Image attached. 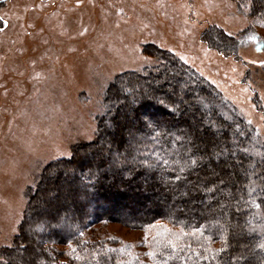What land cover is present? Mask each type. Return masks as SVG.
<instances>
[{"label": "trees", "instance_id": "trees-1", "mask_svg": "<svg viewBox=\"0 0 264 264\" xmlns=\"http://www.w3.org/2000/svg\"><path fill=\"white\" fill-rule=\"evenodd\" d=\"M233 1L237 4L247 2ZM249 16L264 19L260 0H254ZM201 42L219 56L244 64L238 55L239 38L208 26L201 34ZM147 53H152L153 60L159 57L161 63L154 62L140 70L118 74L104 92L103 106L109 104L113 85L139 81L147 88L149 82L163 72L179 73L173 81L175 89L165 85L154 92L156 99L147 102L143 110L166 122V129L172 135L195 142L197 147H193V152L198 158L195 168L180 182L175 181L174 175L167 176L173 184L165 185L158 174L144 172L138 163L132 162V156H128L123 164L112 166L117 149L123 159L119 131L111 152L104 141L91 146L89 141L75 144L71 146L68 158L49 162L34 184L26 189L27 202L22 215L25 231L16 233L11 247L0 248V264L4 261L7 264H264V250L259 248L264 237L248 230L264 219V163L259 156L239 151L235 156L231 151L218 158L214 155L225 146L233 148L237 126L247 136L236 139L250 150L264 152V141L256 136V129L236 107L193 68L155 45H145L143 54ZM249 72L247 70L246 74ZM185 81L189 88H182ZM197 94L215 111L212 118L221 124L219 132L200 125L202 112L206 109L196 110ZM252 103L257 110L260 104L255 91ZM173 106L179 107L174 115L167 111ZM103 119L100 115L96 117V128L103 129ZM249 137L253 139L249 140ZM105 140L111 141L112 135H106ZM131 169L134 171L130 172ZM89 175L91 181L85 180ZM213 187L214 193L205 192L206 188ZM63 190L68 202L63 199ZM36 191L42 197L41 202L33 199ZM181 192L187 195H181ZM52 193L59 196L54 204L48 203ZM255 203L261 207L257 209ZM124 209L130 215L126 220L110 215V212ZM38 221H44L48 226L43 231H31L30 226ZM113 223L139 231L155 226L162 232L152 238L143 257L109 232V225ZM165 229L179 238L166 234ZM194 231L195 235L192 234ZM168 239L175 240L178 245L175 250L168 245ZM72 248L76 252L67 255ZM208 248L216 253L215 259L205 251ZM150 252L156 255L149 256ZM204 256L209 258L205 260Z\"/></svg>", "mask_w": 264, "mask_h": 264}, {"label": "rangeland", "instance_id": "rangeland-1", "mask_svg": "<svg viewBox=\"0 0 264 264\" xmlns=\"http://www.w3.org/2000/svg\"><path fill=\"white\" fill-rule=\"evenodd\" d=\"M239 5L233 0H0V17L10 25L0 29V248L11 245L26 189L43 168L89 141L108 85L118 74L149 66L141 59L145 45L187 61L252 120L264 141V19L241 15ZM208 26L240 39L244 64L205 47L201 34ZM34 198L41 202L38 192ZM110 215L130 216L125 209ZM109 232L145 257L162 230L113 223Z\"/></svg>", "mask_w": 264, "mask_h": 264}, {"label": "snow or ice", "instance_id": "snow-or-ice-1", "mask_svg": "<svg viewBox=\"0 0 264 264\" xmlns=\"http://www.w3.org/2000/svg\"><path fill=\"white\" fill-rule=\"evenodd\" d=\"M253 2L254 0H247L246 3L239 5V8L242 10L241 15L247 14L252 10ZM260 6L261 9H264V0H260ZM8 26H10L8 21L0 17V29ZM229 35H231V33H229ZM141 59L145 65H151L154 62L157 64L161 63L159 57H156L155 60L152 59V53L143 55ZM181 59H183V57H181ZM185 63H187V61H185ZM178 75L179 73L177 72H172L171 75H169L168 72H163L161 76L149 82L147 88H145L143 84H140L139 81H129L127 84L122 83L121 85H113L110 89L111 95L109 97V104L103 106L102 109L99 110V115L104 118L102 121L104 127L103 129L95 127L90 129L89 134L86 136V139L89 140V146L104 141L107 143L108 151L111 152L112 144L117 142L116 133L119 131V143L124 149V154L123 159H120L122 153L117 149L115 159L112 161V166L123 164L127 161L128 156H132V162L138 163L144 172L158 174L161 183L172 185L173 181L166 179L169 175H174L175 181L180 182L182 178L185 177V174L189 170L195 168L198 163L196 153L193 152V147H197L195 142L190 138L185 140L182 136L172 135L171 131L166 129V122L160 120L157 116L148 111L143 110L147 102L156 99L153 95L154 92L162 90L165 85H167L169 89H175L176 84L173 83V81ZM177 83L179 82L177 81ZM182 88H189L187 81L184 82ZM190 90L195 92L194 88ZM160 102L163 103L162 100ZM196 105L197 111H201L202 108L206 109V111L202 112L200 125L208 130L215 128L217 132H219L221 124L217 123V121L212 118L216 113L213 109L208 107L205 98L197 94ZM167 111L174 115L179 111V107H169ZM224 119L227 120L228 117L225 116ZM261 119L264 120V116H262ZM247 123L251 125L252 120H248ZM109 133L112 135V140L106 141L105 136ZM246 136L247 134L239 126L235 127L232 140L233 148L229 149L225 146L220 152L214 153V155L218 158L220 155L227 154L231 151V154L235 156L239 151L249 156H259L261 157V163H264V152L252 151L240 140L236 139V137ZM256 136L259 137V130H256ZM251 139L253 138L249 137V140ZM133 152H135L136 155L133 156ZM200 158L202 159V157ZM129 171H134V169ZM84 179L91 181V175ZM215 191L216 189L214 187L205 189L207 194L214 193ZM252 191L255 190L253 189ZM180 194L187 195L186 192H181ZM251 194L252 192H249V195ZM58 200L59 196L53 195L48 203L54 204ZM255 207L259 209L261 205L255 203ZM59 210V207H57V213ZM45 211H47V209H45ZM19 220L20 222L18 224H13L11 229L12 232L25 231L24 224L26 222L23 221V217H20ZM47 226L46 222L38 221L35 225L30 226V230L33 232L43 231ZM248 230L254 233L258 232L260 236L264 237V219L260 221L259 225L251 226ZM164 232L177 239L179 238L176 233H169L168 229H165ZM183 234L187 235V233ZM192 234L195 235V231ZM80 235L83 236V233L81 232ZM201 235H203L202 230ZM209 240H211V237H209ZM167 243L173 250L178 247L173 239H168ZM7 246L11 247L10 244ZM259 248L264 250V242L259 244ZM205 251L212 254V259L216 258V253H214L211 248L205 249ZM221 251H224V249H221ZM75 252L76 249L72 248L67 255L72 256ZM155 255V252L149 253V256L154 257ZM75 258L80 259L79 256ZM208 258V256L203 257L205 260ZM3 264H7V262L4 261Z\"/></svg>", "mask_w": 264, "mask_h": 264}]
</instances>
